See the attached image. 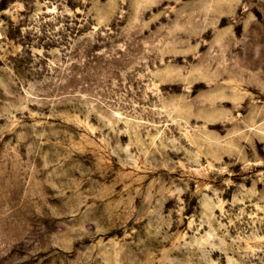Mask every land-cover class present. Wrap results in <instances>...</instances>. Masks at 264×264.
Segmentation results:
<instances>
[{"label":"rangeland","instance_id":"rangeland-1","mask_svg":"<svg viewBox=\"0 0 264 264\" xmlns=\"http://www.w3.org/2000/svg\"><path fill=\"white\" fill-rule=\"evenodd\" d=\"M0 264H264V0H0Z\"/></svg>","mask_w":264,"mask_h":264}]
</instances>
